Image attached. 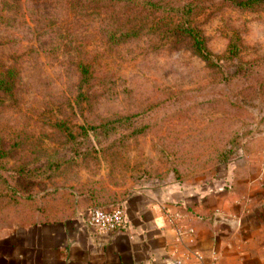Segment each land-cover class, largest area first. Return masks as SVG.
Returning <instances> with one entry per match:
<instances>
[{
	"label": "rangeland",
	"instance_id": "374dc122",
	"mask_svg": "<svg viewBox=\"0 0 264 264\" xmlns=\"http://www.w3.org/2000/svg\"><path fill=\"white\" fill-rule=\"evenodd\" d=\"M0 78V232L264 161V0H0Z\"/></svg>",
	"mask_w": 264,
	"mask_h": 264
},
{
	"label": "crops",
	"instance_id": "0c3cea01",
	"mask_svg": "<svg viewBox=\"0 0 264 264\" xmlns=\"http://www.w3.org/2000/svg\"><path fill=\"white\" fill-rule=\"evenodd\" d=\"M260 152L191 186L133 192L113 233L91 228L93 205L72 194L56 214L0 232V264H264Z\"/></svg>",
	"mask_w": 264,
	"mask_h": 264
},
{
	"label": "built area",
	"instance_id": "2783aa9c",
	"mask_svg": "<svg viewBox=\"0 0 264 264\" xmlns=\"http://www.w3.org/2000/svg\"><path fill=\"white\" fill-rule=\"evenodd\" d=\"M87 223L99 233H113L124 225V209L120 204L111 209L91 206Z\"/></svg>",
	"mask_w": 264,
	"mask_h": 264
},
{
	"label": "trees",
	"instance_id": "16d2710c",
	"mask_svg": "<svg viewBox=\"0 0 264 264\" xmlns=\"http://www.w3.org/2000/svg\"><path fill=\"white\" fill-rule=\"evenodd\" d=\"M4 83L3 79L0 78V86ZM119 203V202H118ZM118 203H114L108 207H105V206H97V207H102V208H107V209H111L113 207H115L116 205H118ZM94 206V205H93Z\"/></svg>",
	"mask_w": 264,
	"mask_h": 264
}]
</instances>
